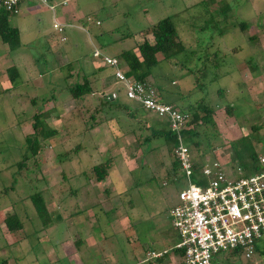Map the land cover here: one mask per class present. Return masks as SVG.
Instances as JSON below:
<instances>
[{
  "label": "rangeland",
  "instance_id": "1",
  "mask_svg": "<svg viewBox=\"0 0 264 264\" xmlns=\"http://www.w3.org/2000/svg\"><path fill=\"white\" fill-rule=\"evenodd\" d=\"M79 1L81 10L83 13H88L89 19L78 22L86 32L70 31L69 36L67 31L63 33L68 38L66 47H72L69 53L70 59L90 55L92 50L90 43L94 45L100 43L102 52L111 54L107 44L113 39H124L123 42L118 43V47L130 49L135 40L139 39L137 42L139 44L151 37L150 28L153 24L163 18L171 17L178 38L184 46L183 54L169 60H159L149 70L147 80L151 83V88L162 89L161 99L166 97L165 99H169L176 107L183 106L187 110L191 108V111H195L199 117L205 114L201 110L202 107L209 110L207 122L195 128L197 135L194 139L199 145L195 149L191 147L190 156L200 164L202 161L208 164L215 160L224 167L232 169L236 163L232 144L235 142L237 144V141L244 136L253 138L254 151L261 152L260 148L256 147V143L259 142L261 125L264 123V0ZM28 21L27 27L32 33L31 37L39 33L46 39L45 36L51 33V23L46 19L41 23ZM57 36L58 34L56 39ZM50 44L53 49L49 48V50L53 58L41 45L39 37L30 42L23 52L27 61H24L21 50L9 51L7 46L0 44V259H5V264H17L11 261L9 255L12 252L17 257H21V264H48L46 261L42 263L40 258H36L40 260L37 262L32 256H40L38 252L35 253L37 250L33 245H36L37 241L32 238L33 232L38 229L39 238L48 236L56 252L58 249L61 250L60 242L69 237L71 244L67 243L60 251V256L65 255V258L59 259L56 263L69 264L66 254L74 249L72 246L74 237L71 236L74 230H65L64 224L54 225L55 229L52 231L50 226L42 227L29 200L30 194L37 191L41 193L44 205L49 208L46 210L48 217L51 208L63 209L65 205L60 203L69 204L66 206L67 211L61 212L63 218L67 220V214L73 211L75 204L79 202L77 199L80 189L88 187L86 181L82 184L84 178L80 172L84 171L86 176L94 178L90 171L94 163L113 159L116 166L118 161L127 159L138 166L141 162L145 169L140 170L136 175L137 178H146L147 170L149 174L155 173V176L158 175L156 173L161 174L162 170H158L161 164L167 165L165 168L164 165L161 166L163 172H169V164L173 162L163 140L150 138L146 129L147 119H145L147 121L128 119L127 124L120 127L123 124L122 116H117L116 109H112L108 114L114 112L122 124L115 126L112 122H108L110 125L108 126L106 121L112 119L108 118L109 115L103 122L107 105L102 102L103 99H98L103 97L101 95L104 91L98 92L96 86L91 87L97 94L94 102L87 100L90 96H86L87 99L83 101H74L65 92L64 94L61 90L59 92L64 85L63 81H60L64 73L57 72L59 70L55 65H64L67 60L56 52L58 49L55 48L57 46L55 42L52 41ZM133 53L137 56L136 48ZM184 56L187 58H183ZM95 58L102 62V58ZM206 59L208 60L205 61ZM9 65L18 68L17 83L20 82L21 85L16 89L10 87L6 78L4 69ZM107 68L105 66L104 70ZM41 70L45 74L40 73ZM48 77L49 81H47ZM52 90L56 97L54 101L57 99L59 101L40 103L42 98L51 95ZM172 94L177 95L173 97ZM116 95L118 98H125L121 91ZM30 98H34L36 102L30 103ZM40 108L44 122L55 130L56 134L43 142V150L41 149L37 156L30 158L25 137L32 133L30 126L32 115L38 113ZM187 110L183 111L187 112ZM90 116H93L95 122L99 124L103 122L101 128L105 130L103 132L101 129H96L97 146L92 143L94 141L92 136L88 138L86 134H81L82 124L89 123ZM160 126L165 128L163 123ZM252 127L256 129L254 133L251 131ZM144 138L149 140L143 143ZM80 144L84 147L82 152V149L79 150ZM98 144L100 149L97 148ZM91 147H94L93 150ZM63 153L66 154V158H62ZM88 154L93 159L89 160ZM23 156L29 159L26 166L19 169L18 163L22 161ZM59 159L62 161L58 162ZM116 168L114 167L117 172L122 170L120 166ZM109 171L110 167L107 174ZM133 177L136 179L135 176ZM154 183L151 184L156 191L152 195L145 194L146 198L142 200L143 214H148V218H152L155 211L161 212L166 224L164 226L175 232L171 227L168 211L177 202L176 192L166 198L165 194L170 187H162L161 178H157ZM183 183V180L180 181L181 185H184ZM95 185L98 186L100 193L103 189H108L112 193L111 186L114 188V184L106 185L107 188L96 183ZM118 189L119 191L117 189L116 191L120 192L122 197V186ZM111 193L101 195L99 202L103 204L102 209L110 204ZM136 193L137 191L132 192L133 201L131 197L129 198L132 205ZM123 196L128 197L125 192ZM106 200L108 204L103 203ZM125 207L124 202L123 208ZM11 214H16L22 223V230L15 234H9L3 225V219ZM148 225L150 227L152 224ZM29 236L30 242L27 241ZM39 238L36 237V240ZM15 240H19V243L13 245ZM25 252H28V258L23 257ZM150 253L146 254V258H151ZM215 260L216 262L219 260L220 264H243L241 256L230 257L228 254L219 255ZM135 263L140 264L138 261H131V264ZM254 264H264V255L257 254Z\"/></svg>",
  "mask_w": 264,
  "mask_h": 264
},
{
  "label": "crops",
  "instance_id": "2",
  "mask_svg": "<svg viewBox=\"0 0 264 264\" xmlns=\"http://www.w3.org/2000/svg\"><path fill=\"white\" fill-rule=\"evenodd\" d=\"M34 3H37V2H34V1L23 2L19 6L17 12L15 14H10L7 18L8 26L15 28L18 32L19 47L17 49H19V51L21 50L22 52L21 54L23 56L24 61H27L25 59V54L23 53L24 49L26 50V46L30 42L35 41L37 37L40 38L41 45H43L44 48L47 49L51 58L53 57H52V53H50L51 50H49V48H52V45L50 43L52 41L55 42V46L57 45L55 48L58 49L56 51V49L54 48L55 51L58 52V54H60V56L64 60H67L66 64L64 65L63 64L59 66L55 65V67L59 70L57 72L63 71L64 73L61 75V80H60V81H63L62 83L64 85H62V88L59 89V92L61 90L63 94L65 92L66 95L69 96L65 88L73 84H80L85 79L89 83L90 88L91 87L93 88V86H96V89L98 92L104 91L102 92V95H101L103 97H99L98 99L100 98L103 99L102 101L103 103H105L106 100L108 101V104L106 103L107 108L106 110H104V114H103V116L105 117L103 118L104 119L103 122H105V119L107 120L106 116L108 117V115H109L108 118H112L106 121L108 126H110L108 122L110 123L112 122V124L115 126L117 125L120 126L123 123L120 126L122 127L124 124H127L128 119L129 120L130 119L141 120V121L148 120L146 122L147 123L146 129L148 130L150 136L153 135L154 132L155 133L158 132L162 128L160 124L161 123L164 124V122L161 121L156 116H154L153 114L144 111L139 106H137L135 103L131 101L126 102L129 100L126 99V97L124 96L123 91H122L123 89L120 83L117 82L113 78L112 69L108 67L107 70L106 69L104 70L105 66L100 61V59L92 56V52L97 49L98 52L101 54V56H107V57H112V58L117 59L119 61V65L121 64L120 68L126 71L127 69L126 66L123 63H121L120 60L118 59V55L121 53V51L128 50V49H121L120 47H118V43L123 42L124 39H117V40L113 39L112 41H108L107 48L110 50L111 54L103 53L102 48L100 47V43H98V45H94L90 43V46L92 48L90 55H87V56L82 55L81 57H77L76 59H70L69 53L70 51H72L71 49L72 47H69V46L66 47L68 38L65 37L64 34L66 31L68 33V36H69L70 31H73V32L74 31H85L86 32L85 28H83V26L78 22L88 21L89 19L87 15L88 13L87 12L83 13V11L81 10L79 6L80 4L79 0H77V2L76 0H47L48 5H51L52 9H49L47 6H43V5H41L43 7H40L39 3L37 4L38 6L33 5ZM55 9H57L56 12H55ZM26 19L30 21H37L39 23H41L43 19H46L48 22L51 23V28H50L51 33L45 36L46 39H44V36L42 38V36L39 33L38 35L36 33L34 37H31L30 35H32V33H30L29 27H27V23L29 21L27 20V23H26ZM53 21L61 24V26L63 27L64 34L62 33V35L65 38L63 42H58V36L56 39V34L54 30L52 29ZM98 25L99 24H97V26ZM138 40H135L133 47L130 48V49H133V51H134V48L136 47L135 44H137ZM151 40H152V36L146 41L151 42ZM75 46L76 45H74V48ZM107 48L105 47V50ZM159 56L160 58H157ZM156 58L158 61L161 59L163 60L162 56L159 54L156 56ZM195 60H197V58ZM25 65H26V62L24 64V67ZM67 67H69V70ZM6 68L4 70H6ZM74 69H77L76 72L73 71ZM16 70L18 71L17 66H16ZM40 73H44V71L41 70ZM40 76L38 77L40 78ZM49 77L47 78V81H49ZM78 80H81V82L79 83ZM146 82L149 84V86H151L150 85L151 83L149 82V80H147ZM19 85L21 84L19 83ZM117 87H118V90H117ZM120 91H121V94L125 97V98L123 97L125 100L118 98V96L116 95V93H119ZM154 91H155L156 98L160 100L161 99L160 97H162L163 95L162 89L156 88L154 89ZM176 95L177 94H172L171 96L176 97ZM86 96H90L89 99L86 98L87 100H89V102L96 101L95 97L97 96V94H95L92 89H91L90 94ZM86 96L78 100H82V101L83 99L86 100L85 99ZM165 98L166 97H164V99H161L160 102L170 104L172 107L180 111L187 110V108L184 109L183 106L176 107L175 105L171 104L169 99H165ZM58 101L59 99H57V101L55 102H58ZM112 109H116L117 116L118 115L122 116L121 117L122 123L118 121V117L114 115V112L111 114H108L109 110H112ZM183 112H186V111H183ZM103 122L96 125V127L90 130L84 129L85 124L83 123L82 128H81V134L82 135L86 134L88 138L89 136L90 137L92 136L94 140L92 143L96 145L95 137L97 136V133H98L96 129H101L104 132L105 130L101 128V125L103 124ZM107 125L105 124V127H107ZM145 139L147 138H144L143 140ZM144 142L145 141H143V143ZM99 147L100 145L97 148ZM93 148L94 147H91V150H93ZM189 148L191 150L190 146ZM79 150H81V152L84 150L83 145L80 144ZM89 150L90 148L88 149V151ZM88 158L89 160L93 159L90 156V154H88ZM123 158H125L124 155H123ZM192 161H193L192 162L193 164H198L194 159H192ZM110 163H111L110 171L107 174V177H105V179L102 180L101 182H96L93 177L90 178V176H86V173L84 171L80 172V175L84 178L83 179L84 181L82 184H84L86 181L87 182L86 186L88 187L87 188L83 187L82 189H80V195L78 196V199H77V201L79 202L75 204L76 206L73 209V211L67 214L68 216L66 217V219L68 221L65 220V218H63L61 212L67 211L66 206L69 204L60 203V205H65L63 209L62 207L60 208L53 207L50 210L51 213L48 217L49 223H47L45 226H48V227L50 226L51 231H52L55 229L54 225L64 224L65 230H68V229L74 230V233L71 235L74 237V241L72 242V246L74 249L73 251L71 252L69 251L66 254V258L68 259L69 264H131V261H136V262L138 261L140 264H143V263L144 264H177L179 261V257L177 256V254L173 253L174 246L178 242V236L176 232H174L171 228L168 229L166 226H164L166 224L162 218L161 212L155 211L152 218H148V214L144 215L143 210H142V204L144 202L142 200L146 198L144 196L145 194L152 195L156 191L153 188L151 183H154L157 178L162 179V185H163L162 187L164 186L170 187L165 194L166 198L171 197L172 194H174L175 192L177 193L180 190V188L184 187L185 184L184 183H183L184 185L180 184V181L182 180L180 179V177H178V175L174 174L172 178L167 177L168 171L164 173L163 168L161 167L164 165V168H165L167 166L165 164H161L160 167L162 169L158 166L159 168L158 170H162L161 174L156 173L158 175L155 176V173L152 172L149 174L147 170L146 178H142V177L137 178L136 174L140 170L142 171L145 169V167L141 165L142 164L141 162H139V165L141 166L139 165L136 166L133 162L131 163V160H127V159L118 161L119 165L116 164V166L114 164L113 159L112 161H110ZM95 164L96 163H94L93 165ZM170 165L171 164H169V168L171 170ZM200 165L202 167L203 165H205V162L202 161ZM118 166H120L122 170L117 172L115 171L114 167L116 168ZM222 167L227 172H230L231 170L230 168L224 167L223 165ZM154 171L157 172L156 169H154ZM177 174H178V170H177ZM133 176H135L136 179ZM95 183L103 186V188H107L106 185L114 184V188L113 186H111L112 193L108 189L106 190L103 189L102 192L100 193L97 188L98 186H96ZM120 183H121L120 186H122L123 194L125 192V194L128 195L127 198L126 197L124 198L123 194L121 197L120 192H118L119 191L118 188H120L119 186ZM116 189L118 191H116ZM133 191H137V193L134 197L135 200L132 205L131 200L133 197L132 196ZM105 193L109 195L111 193V198L110 199L108 198L110 200V204L107 203L108 200L103 201V203L108 204V207L106 206L105 207L106 209L103 208L105 209L103 210L101 207V205L103 206V204L100 203L99 201L102 198L101 195ZM95 200H98V201H95ZM123 201L125 202V205H126L125 208H123V204H124ZM45 208L46 210L49 209L47 206H45ZM56 209H58V211H56ZM47 213L48 212L46 211V214ZM98 213H101V214L97 215ZM149 223L152 224L150 225V227L148 225ZM45 226H42V227H45ZM38 230H36L35 233L33 232L34 237L32 238H35V241H37L35 243L36 245H33V248L37 250L35 251V253L38 252L40 256L35 257V255H32L33 258L34 259L40 258L42 263L43 262L45 263L46 261L48 262V264H56L59 259L65 258V255L60 256L61 254L60 251H62V247H65L67 243L71 244L69 237H67L68 239L65 238L63 241L60 242L61 250L58 249V252H56V250L54 249V245H51V241L48 240L49 238L48 236H44L42 239L39 238L40 234H38ZM36 237L39 238L38 239L39 242L38 240H36ZM30 238L31 237L29 236L27 238L28 239L27 241L30 242ZM122 241H125V243H122ZM18 243H19V240H15L13 242V245H16ZM260 247L261 249H263L264 243ZM149 252L161 253V256L157 258L148 259L146 258L147 257L146 254H148ZM27 253L28 252H25L23 254V257L28 258ZM9 256L11 257L12 262L21 264V261H20L21 257L19 256L17 257V255H14L13 252L10 253ZM49 257L52 259H49ZM144 259L146 260L144 261ZM158 259H160L161 261H159ZM40 260L36 259L37 262Z\"/></svg>",
  "mask_w": 264,
  "mask_h": 264
},
{
  "label": "built area",
  "instance_id": "3",
  "mask_svg": "<svg viewBox=\"0 0 264 264\" xmlns=\"http://www.w3.org/2000/svg\"><path fill=\"white\" fill-rule=\"evenodd\" d=\"M26 1L52 9L47 0H0V10L15 14ZM52 29L58 34V41L63 42L61 24L53 21ZM92 56L102 58L103 65L112 69L126 99L166 123L175 136L172 159L185 184L168 211L171 227L178 236L174 248L182 252L177 264H212L214 258L223 254L241 256L243 264H254L256 248L264 243V123L256 143L261 151L256 152L257 173L245 176L236 164L227 172L220 163L212 161L199 169L195 179L200 183L195 185L191 181V151L181 135L190 121L189 114L160 102L153 88L126 76L117 59L101 56L98 50ZM150 256L157 258L161 253L151 252Z\"/></svg>",
  "mask_w": 264,
  "mask_h": 264
},
{
  "label": "trees",
  "instance_id": "4",
  "mask_svg": "<svg viewBox=\"0 0 264 264\" xmlns=\"http://www.w3.org/2000/svg\"><path fill=\"white\" fill-rule=\"evenodd\" d=\"M10 14L8 12L0 10V44L7 46L9 51L16 50L19 47V38L18 32L15 28L9 27L7 24V18ZM242 26V25H241ZM150 34L152 36L151 42L146 40L136 45L137 56L133 53L132 49L123 50L118 55V59L121 63L126 66V71L124 74L126 76L132 77L134 80L144 83L149 86L146 82L149 76V70L154 67L158 60L156 56L159 54L162 56L164 60H169L172 57L183 54L184 46L180 42L178 38L177 31L174 27L171 17L163 18L153 24L150 28ZM192 54V53H191ZM187 58V57H183ZM206 59L205 61H207ZM69 70V67H67ZM6 78L10 84L12 89H16L19 85L17 81H19V75L14 65H11L5 70ZM10 88V89H11ZM70 99L78 100L91 92V88L89 87V83L84 79L80 84H73L65 88ZM55 95L53 90L51 95L48 98H42L40 103L43 102H55ZM30 103L36 102L34 98L29 99ZM33 101V102H32ZM105 103L108 104L106 100ZM38 113H34L32 115V123L30 124L32 133L25 137L26 148L29 153V157L33 158L37 156L38 152L43 150V142L47 139H51L55 136V130L49 128L42 118L41 108L38 109ZM201 110L205 113L203 116L199 117L195 113V111H191V108H188L187 114L190 116V121L187 124L186 129L181 132L184 143L187 145L190 144V147L194 149L198 147V142L194 139L196 137L195 128L202 123L207 122L209 110L204 109ZM182 111V110H181ZM96 112H98L96 110ZM183 112V111H182ZM89 123L85 125L86 130H90L94 128L99 122H95V118L93 116L89 117ZM200 122V123H199ZM165 128H161L158 132H154L150 138L158 139L161 138L163 143L167 146L168 153L172 157V149L176 145V140L174 134H172L168 128L167 124L164 123ZM251 131L254 133L256 129L254 127L251 128ZM145 139L144 141L148 140ZM253 138L250 136L241 137L237 144L233 143L234 157L236 161V165H238L242 171L243 175L248 176L258 172V167L256 165V152L254 151V146L252 145ZM255 140V139H254ZM189 147V146H188ZM62 158H66V154H62ZM28 157L23 156L22 161L18 163L19 169H22L26 166V162L28 161ZM62 161V160H61ZM60 159L58 162H61ZM171 170L167 173V177L172 178V176L177 174V162L173 161L171 163ZM110 167V161L105 160L102 163H98L93 165L90 168L95 180L100 182L105 179L107 176V171ZM193 167V176L192 183L198 185L200 182L196 181L195 176L199 174V169L201 165L192 164ZM179 177V175H178ZM29 200L35 210L37 217L40 220V224L45 226L49 223V218L46 214V208L44 205V200L41 197V193L39 191L30 194ZM3 225L6 228V231L9 234H15L18 231L22 230V223L19 221L18 216L16 214H11L6 216L3 219ZM173 253L177 254L178 257H181L182 252L180 249H173ZM256 253L259 255H264V248L261 247L256 248ZM228 256L233 257V254H228ZM161 261L160 259H158ZM219 260H212V264H220ZM0 264H5V259H0Z\"/></svg>",
  "mask_w": 264,
  "mask_h": 264
},
{
  "label": "clouds",
  "instance_id": "5",
  "mask_svg": "<svg viewBox=\"0 0 264 264\" xmlns=\"http://www.w3.org/2000/svg\"><path fill=\"white\" fill-rule=\"evenodd\" d=\"M59 42V41H58Z\"/></svg>",
  "mask_w": 264,
  "mask_h": 264
}]
</instances>
